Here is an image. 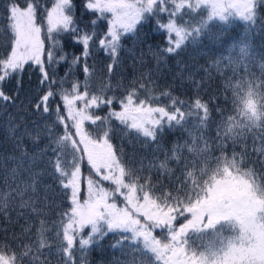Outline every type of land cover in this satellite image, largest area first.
I'll list each match as a JSON object with an SVG mask.
<instances>
[{"label":"snow or ice","instance_id":"obj_1","mask_svg":"<svg viewBox=\"0 0 264 264\" xmlns=\"http://www.w3.org/2000/svg\"><path fill=\"white\" fill-rule=\"evenodd\" d=\"M84 9L95 14L89 21L91 30L82 29L77 23L72 0H56L44 17L46 28L37 23L36 4L29 2L21 7L17 0H9L5 7L8 21L5 33L10 38L11 50L0 57V82L22 74L29 63L35 65L40 73V84L48 86L35 109L38 113L52 115L48 101L57 95L51 88L57 83L54 66L68 60V54L63 53L60 45L62 33L71 34L74 41L83 46L80 55H72L65 76L80 65L85 81L83 85L78 81L71 83V98L68 91L61 88L67 118L73 121L71 127L75 132L69 131L66 117L57 107L51 125L40 128L39 122H33V128L25 126L24 132L16 137L20 163L12 169L11 182L6 178L5 187L0 189V214L10 219L9 210L28 209L37 217L38 224L33 242L23 244L21 251L6 243L0 245V264H50L43 250L48 249L50 255L55 242H58L55 252L62 264H73L74 250L83 252L110 233L120 237L113 247H120L126 257L118 264H153L154 261L264 264V83L257 85L245 76L236 78L235 82L230 79L226 90L232 92L233 111L225 115L224 110L217 107L219 122L211 119L208 103L200 98L195 99L187 111L177 106L183 101L176 99H172L171 109L153 107L146 100L138 99L136 87L119 101L121 111L110 110L107 116L101 117L89 110L111 105L113 99L89 94L88 76L93 69L87 63L90 49L95 45L111 58L107 66L111 73L113 66L119 63L123 39L138 34V26L155 19L156 30L163 34L165 41V46H158L153 53L158 70L168 55L176 54L188 42L195 43L210 22L227 25L238 20L254 26L264 10V0H86ZM203 12L207 13L206 17L196 24L184 20L185 16L191 18ZM101 20L106 21L107 31L97 35L96 26ZM46 40L50 42L47 51ZM233 47L239 49L235 60L229 58V63L235 64L233 77L241 68L251 75L246 64L247 43L240 40ZM58 51L62 53L59 56ZM220 63L221 60L214 61L217 70ZM153 82L150 72L142 73L139 88L147 89ZM60 83L62 85L63 80ZM194 83L200 87V82ZM11 99L0 90V100ZM76 101L83 102L82 107L76 108ZM111 117L137 137H143V143L158 144L166 129L178 127L187 132L191 142L185 140L183 144L174 145L164 160L151 165L168 175L172 184L170 190L157 187L151 177L140 175L145 170L142 161L134 157L122 160L117 155L109 142V129L105 127ZM190 120H194L191 128L188 127ZM85 121L100 122L105 128L102 141L92 139L84 131ZM60 124H64L63 135L55 131ZM213 124L214 137L209 134ZM18 128L19 125L12 127L14 135ZM77 136L78 141L74 139ZM24 137L30 138L34 145L42 139H47L48 143L38 153L29 154L24 147ZM185 150L191 158L183 155ZM216 152L219 155H215ZM76 153L86 155L91 170L99 177V180L91 175L86 178L88 197L84 200L80 199L83 156L78 157ZM45 158L56 174L54 180L64 190L62 195L71 201L69 210L59 213L60 219L52 221L51 226L41 218L47 215L45 209L50 203L51 187L40 189V172H30L27 179L19 178L18 173L26 160L32 165ZM170 160L178 165L179 176H174ZM136 163L140 164L139 168L135 167ZM101 181H110L115 187L105 188ZM117 196L123 197L125 207L117 206ZM54 199L53 196L52 202ZM180 218L184 222L177 226ZM32 227L28 224L22 231L31 233ZM157 228L166 233L163 239L153 235ZM53 230L50 241L48 234Z\"/></svg>","mask_w":264,"mask_h":264},{"label":"trees","instance_id":"obj_2","mask_svg":"<svg viewBox=\"0 0 264 264\" xmlns=\"http://www.w3.org/2000/svg\"><path fill=\"white\" fill-rule=\"evenodd\" d=\"M29 2L37 5V23L46 28L44 17H46L47 10L55 5L56 0H17L21 7ZM72 2L77 23L82 29L91 30L89 21L95 18V14L85 11L84 4L86 0H72ZM8 4L9 0H0V57H4L11 50L10 38L5 33V27L8 23L5 7ZM206 15L207 13L203 12L199 15L194 14L191 18L185 16L184 20L196 24ZM96 31L97 35L106 32V21H98ZM43 35L44 32L42 31V37ZM59 39L63 53L68 54V60L61 61L54 66V79L57 83L52 84L51 88L57 95L51 97L48 101L52 115L44 114L42 111L38 113L35 109L40 97L48 91L47 85L42 86L40 84V73L35 65L29 63L25 65L22 74L13 75L9 79L0 82V90H3L6 95L12 98L8 102L0 100V189L5 187L4 181L6 178L11 182L12 169L17 168L18 163H20V152L15 148V143L16 137L24 132L25 126L33 128V122H39L38 126L40 128H43L46 124L51 125L55 120L56 109L59 107L60 113L66 117L65 123L69 125V131L75 132V129L71 127L73 121L67 118L68 113L61 98V88L67 90L71 96V83L78 81L81 85L84 84L85 74L80 65L73 68L70 75L65 76L69 72L72 55H80L83 46L76 43L69 33H62ZM240 40H244L249 47V57L246 64L247 71L251 75H247L244 69L241 68L233 77L232 69L235 64H230L229 58L231 57L232 60L237 58L239 49L233 46ZM49 44L50 42L46 40L45 51H47ZM158 46H165L164 36L156 30L155 19H150L143 26H138V34L129 35L123 39L119 53V63L114 65L112 72L109 73L107 66L112 62L111 58L103 50H99L97 46L93 45L90 49L91 55L87 58V63L93 69L88 76L89 94L103 96L105 99L112 98L113 103L89 111L101 117L107 116L110 110L121 111L122 106L119 101L124 99L132 87H136L139 100H146L152 106L156 105L169 109L173 107L172 99L183 101V104L177 106L187 111L188 106L192 105L195 99L200 98L208 103L211 110V119L219 122L220 115L216 111L217 107L224 110L225 115L231 114L233 111L232 92L226 90L227 82L230 79L235 82L236 78L245 76L246 79L254 80L257 85L264 83V10H262L260 18L254 26L238 20L227 25L219 21L210 22L209 28L195 43L188 42L176 54L168 55L157 70V61L153 53ZM61 54V52H57V56ZM216 60H221L219 70L214 64ZM49 71L51 73L52 70ZM146 72L151 73L154 82L148 84L147 89H140L141 74ZM61 80H63L62 85ZM194 82H200V87L197 88ZM81 91H83V88H81ZM165 92L170 95H163ZM82 103L76 101V108L82 107ZM193 123L194 120H190L188 127L191 128ZM16 125H19V128L14 135L11 129ZM105 127L109 129V142L122 160H129L134 157L136 161H142L145 170L140 175L151 177V182L156 184L157 187L164 186L166 189H171L172 184L168 175L158 172L151 165L159 164L160 161L164 160L165 154H170L174 145L183 144L185 140L191 142L186 131L178 127L171 130L166 129L157 144L155 142L143 143V137H137L127 130L115 117H111ZM83 128L91 138L98 140L103 138L105 128L100 126V122L92 124L91 121H85ZM214 128L215 124L209 130V134L213 137L215 136ZM55 131L57 135H63L64 124L58 125ZM74 139L78 141V136ZM23 143L29 154H33L38 153L39 149L48 143V140L42 139L37 145H34L30 138L24 137ZM67 151L70 153L71 149L69 148ZM50 154L51 149H49ZM214 154L219 155L218 152ZM76 155L78 157L83 156L80 161L82 173L80 199L83 200L85 198L83 192L86 190L83 185L86 178L91 175L93 179L99 180V177L91 170L82 153H76ZM183 155L191 158V154L186 150ZM68 159H71V155L68 156ZM135 167L139 168L140 164L136 163ZM169 167L174 170V176L180 175L179 167L175 161L170 160ZM30 172L42 173L39 178L40 189L45 186H50L52 189L49 194V206L45 209L47 215L41 217L46 219L49 226H51L52 221L60 219L59 213L69 210L71 201L67 196L62 195L64 190L54 180L56 174H54L52 167L47 165V158L43 161L38 159L32 165L26 160L23 167L18 169L19 178L27 179ZM101 185L108 188L106 181H101ZM53 196L55 197L54 202H52ZM41 197H43V192H41ZM122 198V196L115 197L117 206H121ZM123 204L125 207V203ZM20 212H23L24 215H18ZM8 216L10 219H6L3 214H0V245L6 243L11 248L21 251L23 244L33 242L38 219L30 210L20 208L9 210ZM183 222V219L180 218L176 224L178 226L179 223ZM28 224L33 226L32 232L24 233L22 229L27 227ZM54 231L48 234L50 241L54 236ZM165 234L160 228L153 231V235L160 239H163ZM14 237L16 238L14 239ZM119 239L120 237L117 234L110 233L99 244L89 246L83 252L74 250L73 264H118V262H123L126 257L122 255L121 248L113 247ZM57 243H53L50 255L48 249L43 250L50 264H62L61 257L55 252ZM153 264L163 263L162 261H154Z\"/></svg>","mask_w":264,"mask_h":264},{"label":"rangeland","instance_id":"obj_3","mask_svg":"<svg viewBox=\"0 0 264 264\" xmlns=\"http://www.w3.org/2000/svg\"><path fill=\"white\" fill-rule=\"evenodd\" d=\"M107 15H111V14H107ZM70 98H71V96H70ZM80 103V102H79ZM153 107H158V106H156V105H154ZM93 139V138H92ZM78 140H79V137H78ZM96 140H98V139H96ZM101 141H102V139H100ZM80 147L81 148H83V145H80ZM83 154V153H82ZM84 155V154H83ZM85 156V158H86V160H87V157H86V155H84ZM107 182V187L108 188H114L115 186L114 185H112L111 184V182L110 181H106ZM85 187V191L83 192V195H85V198L84 199H87V197H88V190H87V183H86V180L84 181V185H83V188ZM106 188V187H105ZM83 199V200H84ZM111 202V201H110ZM123 203H125V201H124V199L122 198L121 199V202H120V205L121 206H118V207H120V208H123L124 207V204ZM162 263H163V261H162Z\"/></svg>","mask_w":264,"mask_h":264}]
</instances>
